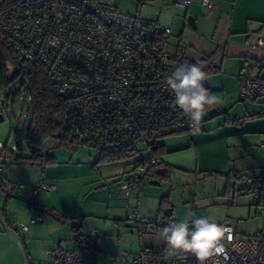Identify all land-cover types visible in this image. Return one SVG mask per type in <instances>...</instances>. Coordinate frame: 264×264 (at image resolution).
<instances>
[{
  "label": "built area",
  "instance_id": "2783aa9c",
  "mask_svg": "<svg viewBox=\"0 0 264 264\" xmlns=\"http://www.w3.org/2000/svg\"><path fill=\"white\" fill-rule=\"evenodd\" d=\"M176 4L187 7L191 0H177ZM201 5L205 11L212 9L214 2L201 0ZM169 35L170 28L162 27L156 20L121 12L105 0H13L0 10V39L21 57L42 63L57 94L72 90L71 96L64 99L57 138L92 147L98 153L129 155L125 161L145 153L129 162L130 174L127 172L119 181L125 197L131 193L141 195L151 183L147 170L159 162L151 148L160 138L200 130L199 123L193 125L174 104V93L166 84L167 76L188 60L185 46L174 47ZM249 48L264 50V29ZM256 66L264 68V56ZM239 90L245 100H264V75H241ZM6 149L4 144L0 146V173L13 155L14 150ZM239 179L241 187H255L262 196L261 204L256 206L258 213L264 208V189L257 188L264 184V174H242ZM17 188L24 189L25 185L18 183ZM54 188L52 183L36 182L31 186L26 209H35L36 196ZM132 216L131 221L138 227H166L165 218L159 213L146 219L134 209ZM42 221L43 213L30 219L31 223ZM219 224L226 229L221 241L224 253L211 257L207 264H264V230L245 238L232 223ZM16 228L22 235L28 229L23 223ZM85 228L71 247L56 243L48 249V264H87V249H98L102 233L94 227ZM165 248L141 247L130 254L131 261L198 264L191 254H181L182 259L166 257ZM117 263L116 259L112 261Z\"/></svg>",
  "mask_w": 264,
  "mask_h": 264
},
{
  "label": "rangeland",
  "instance_id": "374dc122",
  "mask_svg": "<svg viewBox=\"0 0 264 264\" xmlns=\"http://www.w3.org/2000/svg\"><path fill=\"white\" fill-rule=\"evenodd\" d=\"M261 1L239 0L237 11L244 15L247 6L249 8V3L256 6ZM136 2V0L133 2L123 0L119 3L116 0L114 6L121 12L135 14L139 12L134 6ZM165 4L168 5V8H173L174 11V0H165ZM215 24L212 23L213 26ZM171 38L169 43L174 40V36ZM197 59L194 57L195 61ZM215 62L218 64V61ZM226 67L227 65L224 64L220 72L210 75L206 79L207 89L218 99L214 105L206 109L203 119L199 122L200 130L197 132L201 136L197 138V145L200 157L199 167L196 171L186 172L175 169L174 176L171 175L169 180L147 184L141 195L131 193L125 197L124 192L120 190L119 181L104 180L98 176L97 165L100 163H96L99 156L96 149L72 144L59 146L52 139H48L42 148L43 161L40 165L14 166L10 161L3 165L2 175L4 178L7 175L12 177L13 191L16 193H19L18 190L29 191L24 202L20 198H13L17 201L15 202V211L22 213L23 209L27 207L31 186L36 182L54 184L53 190L40 192L36 196L37 203L33 209L35 211L33 217L41 214L40 210L36 208L38 205L52 208L65 217L71 218L78 228L77 234H83L85 227L97 228L102 233V243L98 246L96 264H112L114 259L118 262L117 264H133L130 254L137 253L141 247H166L165 242L161 239V233L165 227L154 224L138 227L131 219L134 218L132 216L134 209L138 210L139 217L152 218L157 214L161 198L168 194L171 195V193L174 194V221H182L187 218L188 212H193L197 217L207 216L216 223L218 220L232 223L236 226L241 237L247 238L264 230V208H260L261 210H258L257 213V207L253 203L254 196L252 193H247L245 188H241L240 179L234 180L235 185H228L226 192L222 186V176L217 173L209 174L210 170L221 168L220 164L222 161L224 163L225 158L227 159L229 156L227 152L230 151L231 156H235V145L237 146L241 133L237 129L240 124L235 123L234 120L244 116L242 105L249 103L246 102L249 100L243 99L239 94L238 83L233 71L227 70ZM18 88V82L8 88L0 87V115L2 117L0 120V146L4 144L7 151L14 150L12 151L13 155L21 153L24 156H29L25 138L31 114L29 96L25 91L20 90L14 97L13 93ZM195 133L173 135L175 138L181 137L182 139V137H194ZM17 144L22 147L21 150H15ZM238 151L239 148H237ZM144 154L143 152L122 163L125 171L128 172L127 175L130 174L129 170L131 169L129 162ZM18 183L24 184L25 188L18 189ZM0 192L6 197L10 194L9 186L5 185L3 189L0 188ZM22 196L25 197V193ZM247 209H250V212H246ZM164 210H169V207ZM47 218L52 217L43 213L44 222ZM54 221L63 225L55 219ZM165 222L166 226L170 225L168 218H165ZM80 224H83V227ZM64 225L69 232L67 231L68 239L65 240L67 243L63 247L69 248L72 246V242L69 240L72 237L70 221ZM52 231H54V227ZM47 236L45 233V239H48ZM48 247H41V256L44 255ZM120 252H124L126 255L119 257Z\"/></svg>",
  "mask_w": 264,
  "mask_h": 264
},
{
  "label": "crops",
  "instance_id": "0c3cea01",
  "mask_svg": "<svg viewBox=\"0 0 264 264\" xmlns=\"http://www.w3.org/2000/svg\"><path fill=\"white\" fill-rule=\"evenodd\" d=\"M105 1L115 7L116 0ZM118 1L120 3L123 0ZM131 1L133 2V0ZM136 1L134 6L139 11L137 13L156 20L162 27L170 28L168 39H172L171 37L174 36V40L170 43L174 47L183 44L188 60H194V57H197L196 61H199L206 56L213 55L214 63L220 67V71L224 64L227 65V70L233 71L238 87L241 75H264V68L256 66L258 59L264 56V50L249 48L250 43L264 29V0L256 6L249 3V8L247 6L244 15L237 11L239 0H213L214 7L205 11L202 8L201 0H191V4L187 7L177 5V0H174V11L173 8H168L165 0ZM115 8L117 9V7ZM212 23L216 24L213 26ZM215 61H218V64ZM246 102L249 103L242 105L244 116L234 120L235 123L240 124L237 129L241 133L238 144L235 145V156L232 157L231 152H227V154L229 153L228 158H225L224 163L222 160V164L219 163L221 168L209 171L211 174L217 173L222 176L224 190L228 185H235L234 180H237L242 174L256 177L264 174V145H262L264 144V100ZM193 136L181 139V137L175 138L173 135L158 140L163 151L159 159L164 166L169 167L172 171L171 175L174 176L175 169L192 172L199 167L200 150L197 138L201 135L196 132ZM237 148H239L238 152ZM123 162L126 161L98 164V176L104 180L115 179L117 181L127 173ZM4 179H6L5 185L9 186L12 197H4L0 192V264H26L27 253L31 264H48L49 257L46 251L56 243L61 246L67 243L65 240L68 239L69 231L65 227V223L59 225L54 221V218H47L45 222L43 220L41 223H31L30 219L35 215V211H28L26 207L23 209L24 213H17L15 211V202L17 201L13 198H20L24 202L29 191L18 190L19 193H16L13 191L12 177L7 175ZM257 188L258 191H261L264 189V184L258 185ZM24 193L25 197L22 196ZM252 195L254 196L253 203H255L256 196L253 193ZM173 202L174 194H168V203L163 207V211H165L164 208L169 207L174 219ZM4 204L5 215L1 210ZM246 212H250V209H247ZM156 213L165 217L159 209ZM223 221L218 220L217 223ZM26 222H29L26 224L28 229L22 235L16 225ZM71 225L70 222L72 237L69 240L73 245L75 240ZM53 227L54 231H52ZM45 233H47L48 239H45ZM43 246L49 247L41 256L40 249Z\"/></svg>",
  "mask_w": 264,
  "mask_h": 264
},
{
  "label": "trees",
  "instance_id": "16d2710c",
  "mask_svg": "<svg viewBox=\"0 0 264 264\" xmlns=\"http://www.w3.org/2000/svg\"><path fill=\"white\" fill-rule=\"evenodd\" d=\"M13 0H2L0 2V10L9 6ZM190 64H198L206 73V79L208 76L216 74L220 71V67L214 63L213 55L206 56L199 61L187 60ZM206 79L203 81L205 88ZM18 82L19 88L13 93L15 97L17 92L22 90L29 96V109L30 120L26 129V144L29 150V156H24L21 153L12 155L11 164L14 166L30 164L31 162H42L43 154L42 148L44 143L49 139H52L57 145L72 144L79 146L75 142L64 141L56 137L55 133L60 125L65 100L57 94L50 83L47 80L45 68L42 63L38 61H30L21 57L15 49H13L8 43L0 39V87L8 88L12 84ZM17 149L21 150L22 147L17 144ZM153 156L159 157L162 154V146L159 141L156 142V146L151 148ZM129 157L126 154L120 153H99L96 163H110L114 161H121ZM171 170L169 167L164 166L160 161L155 165H150L147 174L151 178V182L160 183L162 180H169L171 176ZM211 174V173H209ZM213 174V173H212ZM125 175L119 178L117 181L124 179ZM5 186V179L2 173H0V188ZM244 188V187H241ZM247 193H253L256 196V206L261 204L262 196L258 195L255 187H245ZM229 191V190H228ZM227 192V189H226ZM12 197L11 194L7 195V198ZM37 203V202H36ZM168 203V196H163L160 200L159 211L167 217L170 224L174 221L172 218L171 210L163 211V207ZM36 208L41 213H46L52 218L61 223L70 221L72 223L71 230L74 233V240L77 239V228L73 225L71 218H67L52 208H45L36 205ZM2 214L5 215V204L2 207ZM119 223V221H117ZM98 249H87L86 262L87 264H96ZM26 264H31V260L27 253Z\"/></svg>",
  "mask_w": 264,
  "mask_h": 264
},
{
  "label": "clouds",
  "instance_id": "9594fccd",
  "mask_svg": "<svg viewBox=\"0 0 264 264\" xmlns=\"http://www.w3.org/2000/svg\"><path fill=\"white\" fill-rule=\"evenodd\" d=\"M205 79L202 67L188 62L177 66L166 78L168 88L174 93V104L193 125L203 119L206 109L218 99L205 88ZM186 215V219L163 229L161 239L166 244L165 256L182 259L181 254H191L198 264H207L211 257L224 253L221 241L226 229L207 216L197 217L193 212Z\"/></svg>",
  "mask_w": 264,
  "mask_h": 264
},
{
  "label": "water",
  "instance_id": "95a60500",
  "mask_svg": "<svg viewBox=\"0 0 264 264\" xmlns=\"http://www.w3.org/2000/svg\"><path fill=\"white\" fill-rule=\"evenodd\" d=\"M71 94H72V90H64L63 92H61L60 94H59V96L62 98V99H67L69 96H71ZM0 120H2V117H1V115H0ZM31 165H33V164H35V165H40L41 164V162H35V163H33V162H31L30 163ZM151 183H153V182H151Z\"/></svg>",
  "mask_w": 264,
  "mask_h": 264
}]
</instances>
